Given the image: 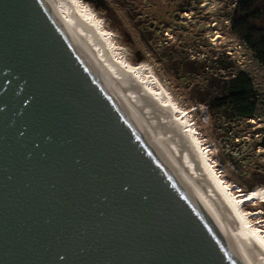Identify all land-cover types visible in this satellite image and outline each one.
<instances>
[{
  "label": "water",
  "instance_id": "1",
  "mask_svg": "<svg viewBox=\"0 0 264 264\" xmlns=\"http://www.w3.org/2000/svg\"><path fill=\"white\" fill-rule=\"evenodd\" d=\"M65 35L0 0V264H245Z\"/></svg>",
  "mask_w": 264,
  "mask_h": 264
},
{
  "label": "rangeland",
  "instance_id": "2",
  "mask_svg": "<svg viewBox=\"0 0 264 264\" xmlns=\"http://www.w3.org/2000/svg\"><path fill=\"white\" fill-rule=\"evenodd\" d=\"M102 1L105 5L96 0H79L92 8L96 20L112 38L114 48L121 49L120 56L132 66L145 62L159 77L179 110L188 115V124L201 139L202 148L208 149L218 176L229 182L230 188L235 184L234 191L243 192L249 190L247 184L264 179L261 122L252 125L246 119L226 117L220 111H211L207 102L195 100L199 92L205 93L208 102L218 97L219 90L213 86L218 79L240 69L238 57H242L245 71L254 79L256 60L230 30L235 0ZM226 61L230 63L228 68L222 66L227 65ZM256 79L261 82L259 73ZM201 104L207 107L205 116L201 114ZM260 106L263 107L262 102L257 103L254 115H260ZM255 188L264 192V186ZM240 208L249 225L260 228V236H264V200L243 203ZM250 211L259 213L249 216Z\"/></svg>",
  "mask_w": 264,
  "mask_h": 264
},
{
  "label": "bare ground",
  "instance_id": "3",
  "mask_svg": "<svg viewBox=\"0 0 264 264\" xmlns=\"http://www.w3.org/2000/svg\"><path fill=\"white\" fill-rule=\"evenodd\" d=\"M44 2L54 11L67 37L75 44L97 80L117 101L129 122L145 136L154 152L166 158L174 177L206 213L212 215L244 263L264 264L262 231L249 225L240 208L243 203L262 202L264 192L258 188L234 191L233 188H237L235 184L230 188V183L218 176L208 149L202 148L201 139L188 124L184 110H179L159 77L145 62L132 66L123 55L120 56L122 51L118 50L121 49L114 48L112 38L100 26L89 5L83 6L79 0ZM194 204L197 206L195 201ZM258 213L250 211L249 216Z\"/></svg>",
  "mask_w": 264,
  "mask_h": 264
},
{
  "label": "trees",
  "instance_id": "4",
  "mask_svg": "<svg viewBox=\"0 0 264 264\" xmlns=\"http://www.w3.org/2000/svg\"><path fill=\"white\" fill-rule=\"evenodd\" d=\"M230 30L236 35L251 52L256 61L264 67V0H235L230 20ZM194 63L196 61H188ZM222 65L228 68L230 63ZM211 84L214 79L211 77ZM219 90L218 97L210 102L204 92H199L195 98L198 102H207L209 109L222 112L226 117H239L247 119L253 116L257 103L263 102L257 96L248 72L236 70L224 79H218L216 85ZM202 94V96H200ZM264 146V141L262 143ZM249 190L255 186H264V179L247 184Z\"/></svg>",
  "mask_w": 264,
  "mask_h": 264
},
{
  "label": "built area",
  "instance_id": "5",
  "mask_svg": "<svg viewBox=\"0 0 264 264\" xmlns=\"http://www.w3.org/2000/svg\"><path fill=\"white\" fill-rule=\"evenodd\" d=\"M244 45H245V43H244ZM245 47H247V46L245 45ZM249 51L251 52V50H249ZM227 53L230 54V51H227ZM251 54H253V53L251 52ZM238 56H240V54H238ZM236 62L238 64V66L240 67V69L245 71L244 65H243L244 62H243L242 57H238ZM256 63L258 65V69L256 72L253 73L254 79L252 80V78H251V80H252L253 87L256 90V92L260 93L261 91H263L262 94L260 93V96L257 93L258 98L260 99V101H262V99H264V67L261 64H259L257 61H256ZM258 73H259V76L261 78L260 81L262 83L258 82V80L256 79L258 76ZM262 104H263V107L260 106V107H262V109L260 111V115H258V116L253 115L250 118H247L246 120L251 122L252 125H256V123L261 122L262 125L259 128L263 129L264 128V103L262 102ZM199 106H201V109H202V111H201L202 116H205L207 113V107L205 105H202V104ZM262 131H263L262 136L264 137V130H262Z\"/></svg>",
  "mask_w": 264,
  "mask_h": 264
},
{
  "label": "flooded vegetation",
  "instance_id": "6",
  "mask_svg": "<svg viewBox=\"0 0 264 264\" xmlns=\"http://www.w3.org/2000/svg\"><path fill=\"white\" fill-rule=\"evenodd\" d=\"M98 1H100V0H98ZM101 2H103L102 0H101ZM104 3V2H103ZM102 5H105V4H102Z\"/></svg>",
  "mask_w": 264,
  "mask_h": 264
}]
</instances>
